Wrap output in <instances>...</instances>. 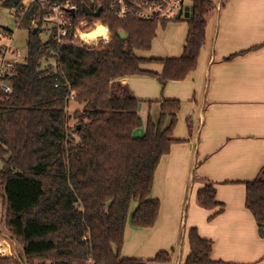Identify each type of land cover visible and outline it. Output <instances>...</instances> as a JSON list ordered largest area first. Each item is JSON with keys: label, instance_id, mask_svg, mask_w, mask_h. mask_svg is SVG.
Returning a JSON list of instances; mask_svg holds the SVG:
<instances>
[{"label": "trees", "instance_id": "trees-1", "mask_svg": "<svg viewBox=\"0 0 264 264\" xmlns=\"http://www.w3.org/2000/svg\"><path fill=\"white\" fill-rule=\"evenodd\" d=\"M54 1H70L77 7L61 44L45 26L44 7L33 3L20 17L22 0H0L2 7L15 11L17 24L28 31L25 61L17 62L1 79L12 92L0 88V197L4 205L0 235L22 246L23 252L0 255V264L15 259L22 264L169 261V251L146 260L124 256L122 247L134 202L137 207L131 223L135 227H153L158 221L161 203L152 196L155 174L172 145L185 141L174 137L182 103L176 98L158 100V120L149 116L144 134L138 136L142 100L118 80L145 75L158 78L163 87L168 81L185 80L198 66L207 41L208 18L217 3L189 0L193 10L185 18L188 34L181 56L146 58L137 51L151 50L160 28L156 21L133 16L118 19L109 9L111 0ZM85 4L103 9L89 16L83 10ZM95 21L107 27L110 36L98 43H81L77 30L89 31ZM46 30L49 38L44 40L41 34ZM101 30L99 26L85 38L96 39ZM147 63L162 64V73L144 68ZM71 100L81 105L72 114ZM188 128L192 134L190 124ZM202 180L196 200L201 207L214 210L212 220L225 205L216 197L215 183ZM244 184L246 207L263 237L264 168ZM188 240L191 251L183 264L226 263L212 259L214 241L202 237L197 227L189 229Z\"/></svg>", "mask_w": 264, "mask_h": 264}, {"label": "crops", "instance_id": "crops-1", "mask_svg": "<svg viewBox=\"0 0 264 264\" xmlns=\"http://www.w3.org/2000/svg\"><path fill=\"white\" fill-rule=\"evenodd\" d=\"M214 1L217 8L208 18L207 41L198 66L185 80L168 81L164 87L158 78L145 75L118 80L142 100L138 136L144 134L149 116L158 120V100L176 98L182 103L174 137L185 141L172 145L155 174L152 196L161 203L158 221L153 227H135L131 223L137 207L134 202L125 230L124 256L152 259L160 251L171 253L169 261L148 264H183L191 251V227L214 241L213 260L264 264V238L246 207L244 184L264 168V0ZM179 20L165 25L160 34L157 30L152 52L137 51L138 55L181 56L188 23ZM143 67L163 71L162 64ZM202 178L215 183L216 197L225 205L212 220L214 210L201 207L196 200ZM4 241L0 236L1 251L5 246L11 255L22 254V246Z\"/></svg>", "mask_w": 264, "mask_h": 264}, {"label": "built area", "instance_id": "built-area-1", "mask_svg": "<svg viewBox=\"0 0 264 264\" xmlns=\"http://www.w3.org/2000/svg\"><path fill=\"white\" fill-rule=\"evenodd\" d=\"M22 3L23 8L20 12V17L24 15L33 3H38L39 6L44 7L47 10L45 22L50 27L53 36L58 43L65 42V37L72 25L73 14L71 10L74 9L76 13V5L70 1L59 3L54 0H22ZM187 5L193 8L189 0H111L109 9L118 19H126L133 16L141 20L156 21L159 24H163L176 21V16L180 10L182 11L180 19L186 18L184 13ZM90 8L94 11L97 10L92 6ZM33 23L35 24V22ZM99 26L102 27V30L96 39L88 40L85 38L87 32L95 29L99 30ZM12 35L13 31L10 32L6 28L0 27V40L8 39L10 41L9 44L0 47V88L6 92H12V87L1 81V79L13 71L16 63L19 62L17 58L20 55V52L11 46ZM76 35L81 36V43L90 44L98 43L100 40L109 37L110 33L107 27L103 26L99 21H95L89 31L77 30ZM10 54L15 55L16 58L9 57ZM73 97L74 94L72 93Z\"/></svg>", "mask_w": 264, "mask_h": 264}, {"label": "rangeland", "instance_id": "rangeland-1", "mask_svg": "<svg viewBox=\"0 0 264 264\" xmlns=\"http://www.w3.org/2000/svg\"><path fill=\"white\" fill-rule=\"evenodd\" d=\"M18 18L19 17L16 15V13H15L14 10L8 9V8H5V7H2L0 5V27H2V28H8V29H11L13 31L11 46L13 47V49H16L18 52H20V55L18 56L17 60L22 62V61H25V58H26V55H27V51H28V47H27L28 31L25 28L20 27L17 24ZM179 21L186 22L185 21V18H182ZM169 23H171V22H169ZM163 24H166L167 25L168 23H163ZM163 24H159V27H160V28H158V33L159 34L162 31V28L163 27H161V26ZM45 26L47 27L48 25L45 24ZM41 36H42V38L44 40H47L49 38L48 31L47 30L46 31H43L42 34H41ZM9 43H10V41L8 39H1L0 40V47L1 46H4L6 44H9ZM149 52H152V49L149 50ZM9 57L16 58L15 55H11V54L9 55ZM79 107H81V105L79 103H77L75 100H71L70 103H69V112L72 114L73 111L76 108H79ZM177 125H178V122H177ZM2 165H3V160L0 157V166H2ZM193 168H194L193 169V171H194L196 169V165H194ZM192 182H193V177H192L191 184H192ZM3 209H4V205H3L2 198L0 197V212H2ZM182 240H183V238H182ZM2 241H4L3 238H2ZM4 242H5V244H9L6 241H4ZM2 246H4V245H2ZM13 252L14 253L16 252L15 251V248L13 249ZM0 255H11L10 248L9 249H6V247L4 246V250L3 251L0 250ZM13 256H17L16 253ZM146 260H150V259H146ZM11 264H22V262H20L18 259H15V260L12 261Z\"/></svg>", "mask_w": 264, "mask_h": 264}, {"label": "water", "instance_id": "water-1", "mask_svg": "<svg viewBox=\"0 0 264 264\" xmlns=\"http://www.w3.org/2000/svg\"><path fill=\"white\" fill-rule=\"evenodd\" d=\"M102 9H103L102 7H99L96 11H94V10H92V9L90 8L89 5H86V4H85V5L83 6V10H84V12H85L87 15H89V16L99 15V14L101 13ZM192 10H193V8H191L189 5H187L186 8H185L184 17H186V18L190 17V16H191V13H192ZM71 12H72L73 15L76 14L74 9H72ZM181 14H182V11L180 10V11L178 12L177 16H176V19H177V20L180 19ZM37 31H38V28L35 27V28H34V33H37ZM120 34H121V36L126 37V34H125L124 31H120Z\"/></svg>", "mask_w": 264, "mask_h": 264}]
</instances>
